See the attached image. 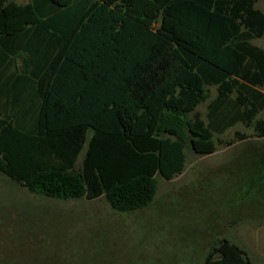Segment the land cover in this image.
<instances>
[{"label": "trees", "instance_id": "16d2710c", "mask_svg": "<svg viewBox=\"0 0 264 264\" xmlns=\"http://www.w3.org/2000/svg\"><path fill=\"white\" fill-rule=\"evenodd\" d=\"M258 1L0 0V174L128 213L182 173L186 144L213 154L237 124L264 138ZM203 264L249 261L220 239Z\"/></svg>", "mask_w": 264, "mask_h": 264}, {"label": "rangeland", "instance_id": "374dc122", "mask_svg": "<svg viewBox=\"0 0 264 264\" xmlns=\"http://www.w3.org/2000/svg\"><path fill=\"white\" fill-rule=\"evenodd\" d=\"M255 8L264 11V0ZM251 44L264 50V37ZM215 95L210 87L197 108L205 121ZM213 141L216 151L205 156L186 144L182 173L170 181L156 177L153 203L128 213L104 197L36 196L0 174V264H203L220 239L248 247L255 258L264 244V138L237 124Z\"/></svg>", "mask_w": 264, "mask_h": 264}, {"label": "crops", "instance_id": "0c3cea01", "mask_svg": "<svg viewBox=\"0 0 264 264\" xmlns=\"http://www.w3.org/2000/svg\"><path fill=\"white\" fill-rule=\"evenodd\" d=\"M29 1L30 0L26 1L25 3L29 2ZM25 3H23V4H25ZM17 4H19V3H17ZM239 248L242 249L244 251V253L246 254V257L249 261V264H264V244H259V246L257 247V256L255 258L251 257L248 254V252L246 251L248 247H239Z\"/></svg>", "mask_w": 264, "mask_h": 264}]
</instances>
